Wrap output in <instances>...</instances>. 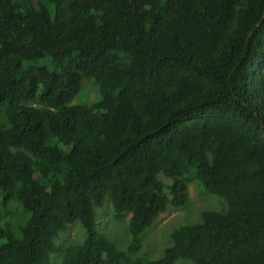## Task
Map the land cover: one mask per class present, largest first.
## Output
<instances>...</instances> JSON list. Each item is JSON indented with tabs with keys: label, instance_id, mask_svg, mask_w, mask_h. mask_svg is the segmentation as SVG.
I'll use <instances>...</instances> for the list:
<instances>
[{
	"label": "trees",
	"instance_id": "trees-1",
	"mask_svg": "<svg viewBox=\"0 0 264 264\" xmlns=\"http://www.w3.org/2000/svg\"><path fill=\"white\" fill-rule=\"evenodd\" d=\"M83 78L99 100L70 105ZM226 203L157 260L264 264V0H0V264H128L189 179Z\"/></svg>",
	"mask_w": 264,
	"mask_h": 264
},
{
	"label": "rangeland",
	"instance_id": "rangeland-1",
	"mask_svg": "<svg viewBox=\"0 0 264 264\" xmlns=\"http://www.w3.org/2000/svg\"><path fill=\"white\" fill-rule=\"evenodd\" d=\"M99 100L97 85L88 78H83L78 94L72 99L70 105L89 106ZM187 202L178 209L168 208L158 219L147 228L139 237L140 248L135 252H129L130 243L128 224L130 214L124 212L119 219L114 217L111 205L106 199L101 207L94 208V221L96 230L102 233L115 248L124 256L125 263L132 264L141 260L159 259L166 247L172 245L171 233L180 226L198 225L202 221V214L207 211L223 212L226 209L225 201L208 193L199 182L189 179L187 185ZM6 218L0 220V226ZM84 237V232L78 223L68 225L59 235L55 244L62 250L51 256L53 264H62V252L72 246L79 245ZM174 264H193L188 260L179 259Z\"/></svg>",
	"mask_w": 264,
	"mask_h": 264
}]
</instances>
